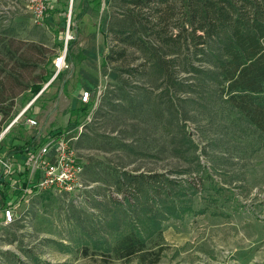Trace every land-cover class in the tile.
<instances>
[{
    "label": "trees",
    "instance_id": "trees-1",
    "mask_svg": "<svg viewBox=\"0 0 264 264\" xmlns=\"http://www.w3.org/2000/svg\"><path fill=\"white\" fill-rule=\"evenodd\" d=\"M103 1L80 0L74 22L89 9L100 11ZM108 5L106 33L115 47L104 55L103 65L122 64L124 69L115 68L117 82L104 95L107 114L112 118L115 113L119 121L135 120L136 132L144 124L146 132L153 128L157 136L145 133L130 142L107 141L104 136L100 141L84 133L78 146L123 151L135 160L151 158L155 163L167 152L188 168L172 171L176 177H171L156 168L85 165V179L106 183L109 193H99L101 198L94 200L97 213L71 209L70 240L79 243L80 254L94 258L95 264H158L168 246L165 222L209 210L194 207V199L211 188L213 177L202 173L206 165L201 163L199 144L185 130L184 121H195L188 107L211 123L228 120L239 131L252 130L264 140V0H108ZM77 42L67 41L69 61ZM0 44L10 50L8 43ZM135 52L139 63L132 66L133 59L127 58ZM3 85L0 74V131L12 116L16 95ZM32 87L37 93L42 85ZM96 92L93 89L90 101L80 102L76 109L77 128ZM65 247L71 251V245ZM15 258V264L22 263Z\"/></svg>",
    "mask_w": 264,
    "mask_h": 264
},
{
    "label": "rangeland",
    "instance_id": "rangeland-1",
    "mask_svg": "<svg viewBox=\"0 0 264 264\" xmlns=\"http://www.w3.org/2000/svg\"><path fill=\"white\" fill-rule=\"evenodd\" d=\"M32 1L0 0V40L10 46V50H5L0 44V74L5 84L2 89L16 94L12 116L5 124L38 96L10 136L26 135L25 119L34 115L43 133L60 131L78 136L73 144L84 166L97 162L111 170L156 168L171 177H176L172 171L187 169L182 159L167 152L161 153V159L155 163L151 158L135 160L123 151L78 146L84 133L100 141L105 136L107 141L117 138L127 142L145 133L156 137L157 133L153 128L146 132L144 124L136 132L135 120L123 117L119 121L115 113H111L112 118L107 114L104 95L117 82L115 68L124 69L122 64L103 65L104 55L115 47V40L106 33L110 17L108 0L103 1L100 11L90 9L77 22L74 18L80 0H44L46 10L38 21ZM92 34L101 38L85 39ZM72 38L78 42L70 49L69 61L65 58L67 39ZM92 43L96 44L92 47L96 49L93 54ZM138 56V52L128 56V60L133 59L132 66L139 63ZM59 57L64 60L59 62ZM37 83L42 87L34 93L30 87ZM93 89L97 90L95 102L79 117L77 128L75 111L81 105L79 94ZM188 110L195 121H184L185 130L199 144L200 160L206 165L202 173L213 177L211 188L194 199V207L199 210L206 206L209 210L165 222L168 246L158 264H264V140L252 130L239 131L228 120L211 123L198 111L189 107ZM85 181L94 184V192L86 193L88 197L94 193L104 197L109 193L110 186L106 183ZM81 199L74 194L31 193L27 201L17 206L19 218L24 220L0 224V264H15V256L22 261L18 264H95L94 258L80 254L79 243L70 240L71 209L97 213L95 208L87 209ZM93 203L92 198L90 206ZM213 211L216 213L212 214ZM65 245H71V251ZM110 264H136V260H115Z\"/></svg>",
    "mask_w": 264,
    "mask_h": 264
},
{
    "label": "built area",
    "instance_id": "built-area-1",
    "mask_svg": "<svg viewBox=\"0 0 264 264\" xmlns=\"http://www.w3.org/2000/svg\"><path fill=\"white\" fill-rule=\"evenodd\" d=\"M32 9L36 21L43 19L46 10L44 0H33ZM58 60L62 62L64 59L59 57ZM37 97L12 121L4 123L0 131V224L8 225L20 219L17 206L37 191L74 194L78 199L82 197L81 201L90 210H94L90 206L92 198H101L100 194L86 195L94 192V184L84 179V165L73 144L78 136L43 133L41 123L34 115L25 119L26 135L10 136L18 120ZM90 97L89 90H82L79 94L82 103H88Z\"/></svg>",
    "mask_w": 264,
    "mask_h": 264
},
{
    "label": "crops",
    "instance_id": "crops-1",
    "mask_svg": "<svg viewBox=\"0 0 264 264\" xmlns=\"http://www.w3.org/2000/svg\"><path fill=\"white\" fill-rule=\"evenodd\" d=\"M89 10H90V9H89ZM89 10L87 11V13H88V12L90 13L93 9L90 10V11H89ZM93 12H94V10H93ZM94 35H95V34H92V36L89 35L87 38L85 37V39H100V38H101V37H97V36H94ZM83 39H84V37H83ZM93 45H96V44H93V43L91 44V54H93V52L96 50L95 48L92 49Z\"/></svg>",
    "mask_w": 264,
    "mask_h": 264
}]
</instances>
